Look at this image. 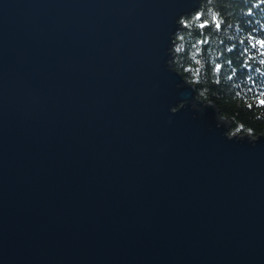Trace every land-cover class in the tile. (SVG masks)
<instances>
[{"label": "water", "instance_id": "obj_1", "mask_svg": "<svg viewBox=\"0 0 264 264\" xmlns=\"http://www.w3.org/2000/svg\"><path fill=\"white\" fill-rule=\"evenodd\" d=\"M202 0H0V264H264V134L170 60Z\"/></svg>", "mask_w": 264, "mask_h": 264}, {"label": "trees", "instance_id": "obj_2", "mask_svg": "<svg viewBox=\"0 0 264 264\" xmlns=\"http://www.w3.org/2000/svg\"><path fill=\"white\" fill-rule=\"evenodd\" d=\"M264 0H202L180 20L171 66L230 124V134H264ZM247 49V51H246Z\"/></svg>", "mask_w": 264, "mask_h": 264}, {"label": "snow or ice", "instance_id": "obj_3", "mask_svg": "<svg viewBox=\"0 0 264 264\" xmlns=\"http://www.w3.org/2000/svg\"><path fill=\"white\" fill-rule=\"evenodd\" d=\"M257 43L260 46H264V40L258 41ZM246 51H247V49H246ZM262 63H264V61H262ZM259 102H260V104L264 105V99H261Z\"/></svg>", "mask_w": 264, "mask_h": 264}]
</instances>
